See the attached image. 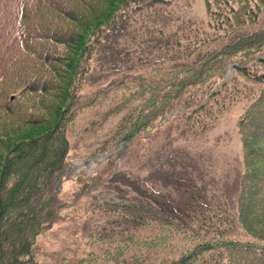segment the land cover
<instances>
[{"label":"trees","instance_id":"16d2710c","mask_svg":"<svg viewBox=\"0 0 264 264\" xmlns=\"http://www.w3.org/2000/svg\"><path fill=\"white\" fill-rule=\"evenodd\" d=\"M164 2L0 0V264H40V237L64 210H75L98 190L125 198L122 211H104L114 223L109 227H124L101 235L98 252L78 249L85 261L264 264V0H204L206 22L179 35L149 6ZM133 21L136 29L124 33ZM108 45L115 46L109 62L117 60L119 71L86 90L85 77ZM144 52L166 62L137 66ZM228 67L227 81L201 105ZM240 102L247 104L236 123L242 171L235 191H219L210 197L214 203L198 205L190 194L186 209L167 195L147 194L148 182L159 181L150 179L148 166L158 130L177 139L203 135ZM171 111L170 121L154 127ZM114 117L118 125L93 155L116 151L140 131L148 134L141 132L91 173L69 178L67 191L62 184L58 194L50 192L69 159L70 137L79 128L94 133ZM154 162L156 176L179 187L159 153ZM138 200L141 210L134 206Z\"/></svg>","mask_w":264,"mask_h":264},{"label":"rangeland","instance_id":"374dc122","mask_svg":"<svg viewBox=\"0 0 264 264\" xmlns=\"http://www.w3.org/2000/svg\"><path fill=\"white\" fill-rule=\"evenodd\" d=\"M184 3L183 0H165L163 6L155 3L149 6L155 7L159 12L158 14L155 11L156 15L163 18L164 21L168 18L167 26L170 28L168 31H178L176 35H179L182 30L184 32L194 30L198 25L206 22L204 0H188V4ZM156 22L160 23L157 25L158 27H165L162 21L159 20ZM128 26L129 27L125 29L124 33L126 30H128V32L135 30L136 22L134 23L133 21ZM121 39L117 41V46L123 40ZM107 48V51L102 50L103 53L99 55L100 61L98 62V59H96L94 69L85 77L84 88L86 90L98 89L104 86L112 79V75L119 71L115 64L117 60L114 63L109 62L110 58L112 59V50L116 51L115 46L112 45L111 48V46L108 45ZM118 52L120 53L119 49ZM143 56L144 57H139V60L136 62L137 66L148 62L156 64H164L166 62L165 59L157 61L158 56H156L155 52H153L152 55L144 52ZM246 104L245 102H240L221 112L217 116L212 128L203 135L197 137L170 138L167 132H163L161 129L158 130L157 137L152 144L154 148H151V159L150 162H148V166L151 172L150 179L159 181L157 183L153 182L152 185L148 182L149 192L147 194L157 197L154 193H160V196H163L162 200H166L164 197L167 195V200L171 201L172 204L174 202L180 205L179 209H186L187 202L190 200V194L193 195L195 199L193 205L203 202L207 203L208 201V204H211L214 203V200H210V197L212 199L216 197L217 195H214L215 193L218 194L219 191H224L225 193L231 194L235 191L239 175L242 171L240 142L236 131V123L238 116L244 110ZM118 122L119 118L114 117L111 118L106 125L95 129L94 133H91L92 130L89 131L88 129L84 132L82 128H79V130L70 137V146L72 150L69 159L62 165L60 170L61 175L54 179L50 192L58 194L61 188L59 185L62 184L64 185L62 189L67 191L69 186L64 183L67 178L68 180L69 178L72 179L75 174L84 171L86 174L89 171V173L92 172L93 168L100 162L95 166L89 163L87 166L80 169L81 171L78 173H71L69 171L74 168L77 163L84 161L88 157H94L95 155L93 154L95 153L94 150L97 148V144L103 139L111 136ZM165 136H167V138H164ZM156 141L157 143H155ZM166 148H168V150ZM79 150H84V152L82 156L78 158L76 154ZM158 153L160 159H165L166 172H173L175 178L178 179L179 187H174L173 184L176 182L175 179L163 180L156 176L158 164L154 162V159ZM117 163L121 164L120 161H117ZM162 169L164 170V167ZM136 178H139V173L137 172ZM133 183L136 185V182ZM160 186L167 187L166 193L160 190ZM70 188L75 190V186H72V184ZM65 195L66 194H63L61 197L63 198ZM123 195L124 194H121L122 197H124ZM68 196L63 198L64 201ZM86 196L85 199L83 198L79 202L75 210H64L63 213H61L63 217L61 221L55 224L45 235L40 237L38 248L40 264H98L95 261L83 260L80 254L77 253L78 249H85L92 253L98 252L100 249L98 242H100L101 235L109 236L112 232L110 231L112 228L118 229L119 227H124L122 222H119L116 225L117 227H109L114 223L112 219L107 217L104 211H113L115 209L122 211L124 209L123 204H125V206L127 205V202L124 201L125 198L117 199L114 195L111 196L101 190L88 193ZM141 198L139 199L141 200ZM140 200L136 201L137 206L134 204L136 210L141 208L138 204ZM156 211L158 212L157 217L163 215L158 210V207H156ZM86 216H89V219H87ZM89 220L90 222L88 223ZM86 223H88V225H85ZM97 234L99 237L95 236ZM113 241H115V239Z\"/></svg>","mask_w":264,"mask_h":264},{"label":"water","instance_id":"95a60500","mask_svg":"<svg viewBox=\"0 0 264 264\" xmlns=\"http://www.w3.org/2000/svg\"><path fill=\"white\" fill-rule=\"evenodd\" d=\"M258 59H260V58H259V57H256V58L254 59V61H256V60H258ZM230 73H231V67H228V69L226 70V73H225V75H224V78H223L222 82L218 85V87H216L213 91H211L210 93H208V94L206 95V97H205V99H204V101H203V103H202L201 105H203V104H205V103L207 102L208 97H209L211 94H214V93L218 92V90L222 87V85L227 81V79H228ZM201 105H200V106H201ZM172 115H173V112H172V111L169 112V113L167 114V116L165 117V119H164L162 122L156 124L154 127L163 126L164 124H166V123L170 120V118L172 117ZM141 132H142L143 134H148V131H147V132L140 131L138 134H136V135L131 139L130 142H126V143L120 144V145L118 146V148H117L116 151H113V152H110V153H106V154H104V155L99 154V155H96V156H94V157H88V158H86L84 161H82V162H80V163H77V164L75 165V167L72 168L69 172H71V173H78L79 171H81L80 169H82L83 167L87 166L89 163L94 164V166H95L98 162L105 161L109 155H114V154H117L118 152H120L121 149H122V147H123V145H129V144L135 142L136 139L138 138V136H139V134H140ZM61 177H62V176H61ZM67 180H68V178L66 179V181H67ZM60 184H61V182H60ZM59 186H61V185H59Z\"/></svg>","mask_w":264,"mask_h":264}]
</instances>
